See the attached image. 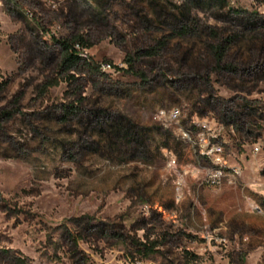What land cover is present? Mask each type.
<instances>
[{
    "label": "rangeland",
    "instance_id": "1",
    "mask_svg": "<svg viewBox=\"0 0 264 264\" xmlns=\"http://www.w3.org/2000/svg\"><path fill=\"white\" fill-rule=\"evenodd\" d=\"M262 35L264 0H0V264H264Z\"/></svg>",
    "mask_w": 264,
    "mask_h": 264
},
{
    "label": "trees",
    "instance_id": "2",
    "mask_svg": "<svg viewBox=\"0 0 264 264\" xmlns=\"http://www.w3.org/2000/svg\"><path fill=\"white\" fill-rule=\"evenodd\" d=\"M182 16H185L184 13H181ZM62 48V52H63V63L64 64H69L72 65L73 63H77L79 62L82 57L80 55L79 52V46H82V41H80V39H73V38H63V39H57L56 40ZM259 41L261 43H264V36L262 35L261 37H259ZM84 46V45H83ZM208 49L210 51L213 52V55L215 57V59L217 60V62L221 61V57L220 55L218 56V50H214L213 46L210 45V47L208 46ZM185 57H189V53L185 56ZM202 64H200L198 62V60L196 59H192V63H191V68L192 69H196L198 70L201 67ZM7 85V80L3 79L2 81H0V87L1 88H5ZM147 246V245H146ZM150 249V248H148ZM8 252V251H6ZM17 264H25V261H23V258L20 256L18 257V261H16Z\"/></svg>",
    "mask_w": 264,
    "mask_h": 264
}]
</instances>
